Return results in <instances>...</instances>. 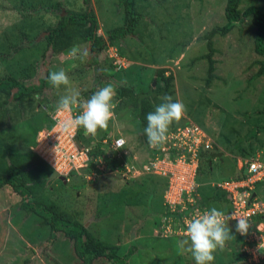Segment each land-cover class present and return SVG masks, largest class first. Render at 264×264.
<instances>
[{"label":"rangeland","instance_id":"1","mask_svg":"<svg viewBox=\"0 0 264 264\" xmlns=\"http://www.w3.org/2000/svg\"><path fill=\"white\" fill-rule=\"evenodd\" d=\"M59 3L60 10L56 11ZM90 3L97 17L98 35L104 36L123 25L124 10L119 7V0ZM225 4V0H135L142 19L131 37L113 43V48L128 61L123 71L117 72L108 55L90 54L87 44L76 45L89 52L83 59L73 58L71 49L55 54L46 50L44 31L65 10L83 11L82 0H0V57L11 54L8 59H0V78L26 77L27 84H38L44 79L48 91L47 95L37 94L26 100L20 111L13 102L7 106L9 117L0 118V165L3 152L7 151L12 157L4 159L5 166L13 162L24 167V160L30 162L34 158L35 134L47 128L46 117L50 118L60 97L67 94L64 86L56 88L48 80L50 72L60 69L65 70L72 87L79 90L81 101L87 100L83 94L92 95L105 86L115 92V115L109 129L98 131L95 137H80L85 144L96 143L103 136H121L137 162L145 160L148 142L136 123L134 107L116 93V87L123 84L134 86L140 93L152 87L156 98L149 101L150 112L165 94L182 102L186 115L169 131L190 121L216 143L212 152L220 157L214 159L212 176L203 181L202 188L210 190L216 182L234 178L238 157L263 158L264 59L254 51L256 29L251 17L233 23L228 33L211 39L214 51L209 69L203 36L214 27L227 25ZM251 5L264 10V0H240L239 9L244 11ZM22 33L25 36L21 38ZM28 41H35V45L28 46ZM8 44L24 47L12 53ZM162 69L166 71L165 78L173 76L169 84L156 73ZM103 163L105 171L95 182L84 177L87 168L80 175H71L66 183L48 178L45 187L35 190L32 197L82 223L97 242L118 246L120 256L135 248L128 264H195L190 253L178 250L175 236L163 237L158 232L164 180L157 178V183L154 177L137 172L124 181L110 172L106 159ZM25 169L28 171L29 167ZM258 191L264 202V183ZM20 204L21 197L9 186L0 189V264H79L72 242L62 233L50 241V228L41 225L35 215H26ZM235 245L234 239L229 240L223 251L214 254L213 264H231L237 252ZM93 264L110 263L98 259Z\"/></svg>","mask_w":264,"mask_h":264},{"label":"trees","instance_id":"2","mask_svg":"<svg viewBox=\"0 0 264 264\" xmlns=\"http://www.w3.org/2000/svg\"><path fill=\"white\" fill-rule=\"evenodd\" d=\"M82 2L84 5L83 11L74 12L72 10H65L64 13L60 14L58 21L44 31L46 33V35L44 36V41L46 42V50H49L51 51V53L55 54L68 51L76 45L87 44L89 46L90 54L96 56L104 51L108 46H113V43L115 41H121L126 37L132 36L137 29L140 20L142 19L141 13L136 8L135 0H119V7H122L124 10L123 25L107 31L104 36H100L97 34L99 30L97 17L90 3V0H82ZM225 3L224 15L225 19L227 20V25L222 28L214 27L203 36L207 41V58L210 64L209 69L212 66L210 57L214 51L211 39L215 35H224L228 33L233 23L240 22L242 19L247 17H251V22L256 29L254 37V51L257 55L261 56L264 59V10L262 9V7L251 5L244 11H241L239 9L240 0H225ZM60 7L61 4H57L56 11H59ZM44 11L48 12L50 11V9L45 8ZM24 36L25 33H22L21 38ZM28 44V46L32 47L35 45V41H28ZM8 45H10L9 47L12 48V53H17L24 47L18 45L15 46L13 44ZM10 55L11 54H7V56ZM44 55L45 54L43 53L42 56ZM7 56L2 55L0 59H8ZM93 60L95 61L96 59L93 58ZM263 67L264 66L262 65L261 71L263 70ZM156 73L159 78L164 81L165 84H169L173 79V76L171 74L165 78L164 74L166 73V71L163 69L156 71ZM31 76L32 75L27 76V78L29 79ZM25 78L19 79L13 75H5L0 78L1 119H6L9 117L10 111L7 106H9L11 102H13L15 107H18L20 111L23 108V103L26 100L32 98L37 94H48L44 79H40L38 84H27V80H25ZM116 93L121 99L130 100V103L135 110L136 123L141 128L140 131L143 134V129L147 125L146 115L151 111L149 101L156 98L152 87L146 93H140L134 86L130 87L119 84L118 87H116ZM83 95L86 99H89L91 97V95ZM46 121V127H51L52 122L50 118L46 117ZM81 130L84 129L81 128ZM143 136L145 135L143 134ZM36 138L37 136L35 134L32 142L33 147L36 144ZM104 139H106L105 136L101 137V140L97 141L96 143L91 142L85 144L86 146L92 148L89 153L91 162L88 167V174L95 169L93 164L94 159H96L99 155H104V151L102 149V140ZM212 155L213 152L211 151L204 152L200 156L197 172V182L199 183V185L201 184V187L198 188L199 199L201 203L207 207V209L215 207L218 210H224V207L222 205L224 199L216 196V194L214 193L216 192V189L213 188L211 191L208 188H202V185L204 183L203 181L209 180L212 176V167L215 161L214 158H212ZM2 157L3 158H1V161L3 162V165H0V189L4 186H9L15 194L21 197V204L19 206L20 210L23 211L26 215H35L40 219L41 225H45L50 228V241L55 240L57 233H62L67 240L72 242L75 256L80 261L79 264H93L98 259H105L110 264H128V260L132 256V254H134L133 252L135 251V248H130L125 253V255L120 256L118 254V246L105 245L101 242H97V240H95V238L90 234L88 228L82 223L67 218L64 214L55 210L54 206H47L41 202L36 201L32 197L35 190L45 187L47 182L46 180L48 178L53 177L57 182H60L57 178L56 173L38 156L33 154L32 157L34 158H32L30 162L24 160V167L22 166L23 164H16L13 162H11L8 166H5L4 159H10V157H12L9 151L3 152ZM112 165L114 166V160L112 161ZM25 167H29V170L27 171ZM148 176L159 178L152 175ZM237 176H239L238 172L236 173L235 177ZM164 189L165 181L164 188H162L161 192L162 196L164 193ZM225 201L226 200H224V202ZM162 208L164 209L163 200ZM161 216L162 214L160 213V219ZM158 225V232L160 233V224L158 223ZM228 226L231 229L232 234V238L230 240L234 239L237 242V245L240 246L241 238L236 234V229L233 226ZM184 238L186 237H176L175 239L181 240ZM235 257H237V259L233 264H242L246 260L245 254L241 253L240 251L235 254ZM263 263L264 260H262L261 264Z\"/></svg>","mask_w":264,"mask_h":264},{"label":"built area","instance_id":"3","mask_svg":"<svg viewBox=\"0 0 264 264\" xmlns=\"http://www.w3.org/2000/svg\"><path fill=\"white\" fill-rule=\"evenodd\" d=\"M102 52L112 60L115 70L125 68L127 59L113 46H108ZM79 112V108H74L71 113L58 112L54 108L50 114L51 127L38 132L36 144L32 147L33 153L57 177L65 180L71 175H80L79 172L87 169L91 162L89 153L92 148L80 140V137L86 139L88 136L84 130L80 128L66 133L61 127L62 121L69 116L78 115ZM121 139V136H117L102 140V149L106 147L103 150L104 155L94 159L95 169L84 177L95 182L99 174L105 171L103 159H106L110 172H114L115 176L124 181L137 172L163 179L164 209L160 219V233L163 237H185V221L209 210L199 199L197 172L201 154L213 151L216 143L197 124L189 121L170 130L162 147L152 148L148 145L145 160L137 162L135 156L126 150L124 139L123 146L116 148V141ZM113 160L115 167L112 165ZM236 169L239 176L216 182L212 187L225 196L230 207L229 211L223 212L226 217L233 214L244 215L250 220L247 234L242 235L236 231L241 238L239 251L246 256L242 264H261L264 260V202L259 199L258 188L264 182V157H238ZM228 225L235 228L236 220H229Z\"/></svg>","mask_w":264,"mask_h":264},{"label":"clouds","instance_id":"4","mask_svg":"<svg viewBox=\"0 0 264 264\" xmlns=\"http://www.w3.org/2000/svg\"><path fill=\"white\" fill-rule=\"evenodd\" d=\"M71 55L76 59L89 56L87 49L81 51L74 46ZM49 82L56 88L64 86L65 95L61 96L56 109L58 112L71 113L74 108H79L78 115L69 116L62 121L61 127L64 132L70 133L80 128L84 129L85 135L95 137L98 131H107L109 122L114 119V97L112 87L105 86L95 91L91 97L81 101L79 90L72 87L71 81L64 69L50 72ZM162 102L155 107L154 111L147 113V125L144 135L148 145L152 148L162 147L167 139L168 132L173 123H179L186 115V106L180 101H174L170 95L159 98ZM124 140L116 141V148H121ZM236 220L235 229L242 235L248 233L250 220L244 215L226 217L225 214L213 207L205 210L202 214L189 218L185 221V237L177 242L178 250L190 253L195 264H213L215 253L223 251L227 242L232 238L229 220Z\"/></svg>","mask_w":264,"mask_h":264},{"label":"crops","instance_id":"5","mask_svg":"<svg viewBox=\"0 0 264 264\" xmlns=\"http://www.w3.org/2000/svg\"><path fill=\"white\" fill-rule=\"evenodd\" d=\"M129 37H131V36H129ZM127 38V37H126ZM125 38V39H126ZM125 39H123V40H125ZM123 40H121V41H123ZM127 52V51H126ZM126 54H128V53H126ZM134 64H137L136 62H134ZM155 178V177H154ZM157 178H155L154 180H155V182H157V180H156ZM158 183V182H157ZM161 186H162V188H164V185H162L161 184ZM201 187V186H200ZM199 187V188H200ZM212 189L213 188H211L210 190L212 191ZM216 192H214L215 194H216V196L217 197H219V198H222V199H224L225 200V196H224V194L222 193V192H219V191H217V190H215ZM224 200H223V203H222V205H223V207H224V210H220V211H222V212H227V211H229V209H230V207H229V205L227 204V202L225 203L224 202ZM237 248V252L240 250V246L239 245H235V249ZM236 252V253H237ZM236 253H234V255L236 254ZM236 257L234 256V258H233V260L231 261V264H233V263H235V261H236V259H235Z\"/></svg>","mask_w":264,"mask_h":264},{"label":"water","instance_id":"6","mask_svg":"<svg viewBox=\"0 0 264 264\" xmlns=\"http://www.w3.org/2000/svg\"><path fill=\"white\" fill-rule=\"evenodd\" d=\"M78 144H79V146H81L80 143H78ZM213 157H214V158H219V157H220V154L218 153V154H216V155H213ZM58 178H59L60 181H63L64 183H66L65 178H63V177H58Z\"/></svg>","mask_w":264,"mask_h":264},{"label":"flooded vegetation","instance_id":"7","mask_svg":"<svg viewBox=\"0 0 264 264\" xmlns=\"http://www.w3.org/2000/svg\"><path fill=\"white\" fill-rule=\"evenodd\" d=\"M59 180V179H58ZM60 181V180H59Z\"/></svg>","mask_w":264,"mask_h":264}]
</instances>
